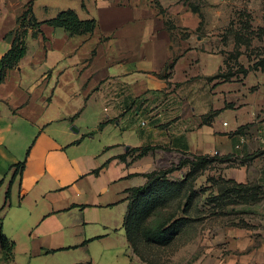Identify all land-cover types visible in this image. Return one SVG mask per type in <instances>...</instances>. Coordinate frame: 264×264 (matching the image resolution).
I'll return each instance as SVG.
<instances>
[{
	"label": "crops",
	"instance_id": "1",
	"mask_svg": "<svg viewBox=\"0 0 264 264\" xmlns=\"http://www.w3.org/2000/svg\"><path fill=\"white\" fill-rule=\"evenodd\" d=\"M30 4L39 22L73 9L97 27L30 31L0 84V219L15 244L7 262L0 243V264H164L157 247L135 252L124 224L130 191L177 157H225L198 187L216 174L264 190V73L229 76L188 0H0V59ZM254 234L223 232L222 263L264 264Z\"/></svg>",
	"mask_w": 264,
	"mask_h": 264
},
{
	"label": "rangeland",
	"instance_id": "2",
	"mask_svg": "<svg viewBox=\"0 0 264 264\" xmlns=\"http://www.w3.org/2000/svg\"><path fill=\"white\" fill-rule=\"evenodd\" d=\"M188 1L199 13L203 25L213 22V28L208 29V37L214 38L209 49L212 48V51L225 56L229 76L261 71L264 73V0H225L226 3L221 0ZM203 29L205 34L207 29L205 26ZM181 159L177 157L167 161L165 169L178 165ZM215 169H219V166L213 165L210 172ZM189 171L190 166H186L170 175L167 180L178 183ZM202 175H199L196 181ZM214 175L216 174L210 175L209 178H215L217 181L219 176ZM209 182L211 186H197V190L201 192L190 211V216L196 220L185 228L171 246L157 247L158 249L151 251L149 256H162L165 259L164 264H168L176 255L178 256L172 264H189L192 260L197 264H207L208 261H211V264H223V259H227L231 252L224 247L222 234L228 228L236 227L234 225L244 224L248 226L245 229L255 232V246L259 247L264 243L263 188L260 187L257 191V203H252L253 196L250 192L224 196L220 201L213 202L211 195L218 194L220 183ZM183 196L184 194L177 195L166 206L152 211L145 220L144 228H154L172 214L182 216L181 209L185 201ZM205 232L208 233L207 237ZM203 238H207L208 243ZM144 250L145 253L147 250Z\"/></svg>",
	"mask_w": 264,
	"mask_h": 264
},
{
	"label": "trees",
	"instance_id": "3",
	"mask_svg": "<svg viewBox=\"0 0 264 264\" xmlns=\"http://www.w3.org/2000/svg\"><path fill=\"white\" fill-rule=\"evenodd\" d=\"M49 25L54 28H62L69 36H83L94 33L97 22L94 19L81 20L77 12L73 9L63 10L56 17L45 22H39L34 15L32 4L25 7L22 14L18 17L17 27L6 35V40L11 43L9 51L0 59V84L4 81L7 71L18 68L20 62L27 54V38L30 31L32 36L37 37L43 25ZM167 67V71L173 69L174 63ZM221 75H217L210 80L218 79ZM214 113H210L203 117V122L208 123L214 117ZM155 148L149 147L139 149V156ZM137 151V150H134ZM30 150L26 154L25 160L18 166L21 170L24 169ZM185 156V155H184ZM225 164V157L193 156L190 158H182L178 165H173L168 169L156 171L148 175V183L140 188H135L130 191L129 208L125 217V231L129 244L134 249L142 246L168 247L182 231L196 219L190 216V211L195 205L196 199L201 191L195 188V181L199 175L205 171L212 169V166ZM186 166H190V171L184 179L178 183H173L167 178L177 171H181ZM209 181L220 183L218 194L211 195L213 202L220 201L224 196L229 197L242 192L251 194L252 203L259 201L257 194L260 186L255 184H237L231 180L226 181L223 178H209ZM216 184V183H215ZM184 194V204L181 209L182 216L172 214L160 222L154 228H144L145 220L151 215V212L159 207L166 206L168 202L174 199L177 195ZM9 196V195H8ZM230 200V198H229ZM246 204V203H245ZM239 228H248L247 225H234ZM0 243L4 250L5 261H10L13 257L15 244L11 242L3 233V219H0Z\"/></svg>",
	"mask_w": 264,
	"mask_h": 264
},
{
	"label": "built area",
	"instance_id": "4",
	"mask_svg": "<svg viewBox=\"0 0 264 264\" xmlns=\"http://www.w3.org/2000/svg\"><path fill=\"white\" fill-rule=\"evenodd\" d=\"M146 124V122H143V125H145ZM215 155H217V154H215Z\"/></svg>",
	"mask_w": 264,
	"mask_h": 264
}]
</instances>
